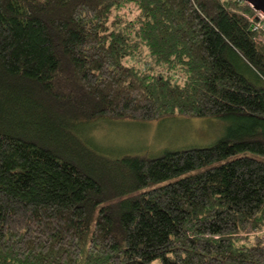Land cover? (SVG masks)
Instances as JSON below:
<instances>
[{"label":"trees","instance_id":"16d2710c","mask_svg":"<svg viewBox=\"0 0 264 264\" xmlns=\"http://www.w3.org/2000/svg\"><path fill=\"white\" fill-rule=\"evenodd\" d=\"M253 13L242 0H0V264H264ZM173 117L227 126L159 154L110 155L84 133Z\"/></svg>","mask_w":264,"mask_h":264},{"label":"rangeland","instance_id":"374dc122","mask_svg":"<svg viewBox=\"0 0 264 264\" xmlns=\"http://www.w3.org/2000/svg\"><path fill=\"white\" fill-rule=\"evenodd\" d=\"M84 133L91 136L108 154H159L163 150L204 147L222 136L226 121L217 118L173 117L158 121L96 120ZM92 128V129H91ZM166 181L151 183V189Z\"/></svg>","mask_w":264,"mask_h":264},{"label":"built area","instance_id":"2783aa9c","mask_svg":"<svg viewBox=\"0 0 264 264\" xmlns=\"http://www.w3.org/2000/svg\"><path fill=\"white\" fill-rule=\"evenodd\" d=\"M251 9L252 11H254L253 16L251 18L253 21L251 29L264 34V16L260 12L254 10L253 8ZM256 40L264 43V39L260 38L259 36H257Z\"/></svg>","mask_w":264,"mask_h":264},{"label":"water","instance_id":"95a60500","mask_svg":"<svg viewBox=\"0 0 264 264\" xmlns=\"http://www.w3.org/2000/svg\"><path fill=\"white\" fill-rule=\"evenodd\" d=\"M249 7L260 12L264 16V0H242Z\"/></svg>","mask_w":264,"mask_h":264}]
</instances>
